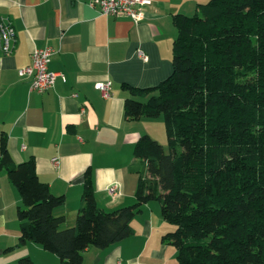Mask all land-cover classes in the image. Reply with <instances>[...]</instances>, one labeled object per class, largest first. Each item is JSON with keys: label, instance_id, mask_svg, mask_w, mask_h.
<instances>
[{"label": "trees", "instance_id": "1", "mask_svg": "<svg viewBox=\"0 0 264 264\" xmlns=\"http://www.w3.org/2000/svg\"><path fill=\"white\" fill-rule=\"evenodd\" d=\"M173 21L171 74L153 87L127 86L125 116L163 117L170 147L149 134L136 142L134 204L101 208L89 168L76 223L67 226L55 213L65 197L39 178L34 158L15 163L3 136L0 169L22 199L20 244L83 264L88 247L126 239L143 205L159 201L175 226L164 240L177 264H264V0H209Z\"/></svg>", "mask_w": 264, "mask_h": 264}, {"label": "crops", "instance_id": "2", "mask_svg": "<svg viewBox=\"0 0 264 264\" xmlns=\"http://www.w3.org/2000/svg\"><path fill=\"white\" fill-rule=\"evenodd\" d=\"M92 1L0 0V19L11 21L16 32L12 54H4L0 44V149L5 136L15 163L35 159L39 178L65 197L55 213L66 216L67 226L76 223L89 168L101 208L136 202L142 159L134 146L144 134L162 142L165 131L160 120L155 132L153 118L125 116L127 86L153 87L171 74L174 16L193 15L209 0H153L139 23L126 15H103ZM46 46L57 50L50 69L60 75L51 89L37 92L19 70L30 64L33 50ZM100 81H111L110 97L95 88ZM55 157L59 166L53 165ZM113 185L116 192L110 193ZM21 204L18 189L0 169V264H19L22 257L61 264L38 243L20 244ZM160 211L159 201L144 204L129 237L106 249L88 247L83 264H177L176 247L164 240L175 226Z\"/></svg>", "mask_w": 264, "mask_h": 264}, {"label": "built area", "instance_id": "3", "mask_svg": "<svg viewBox=\"0 0 264 264\" xmlns=\"http://www.w3.org/2000/svg\"><path fill=\"white\" fill-rule=\"evenodd\" d=\"M153 0H93L91 4L98 6L103 15H126L131 17L135 23H139L145 18V6H150ZM0 44L4 54H12L16 46V32L9 20L0 19ZM57 50L51 46L36 48L31 53V62L19 70L21 76L30 77V89L37 92H45L51 89L60 75L50 69V61ZM139 55L148 60V56L143 50H139ZM95 88L100 90L106 98L111 95V81H100L95 84ZM74 96H77L75 94ZM53 165L59 166L60 159L53 158ZM116 185L108 188L110 193L116 192Z\"/></svg>", "mask_w": 264, "mask_h": 264}, {"label": "rangeland", "instance_id": "4", "mask_svg": "<svg viewBox=\"0 0 264 264\" xmlns=\"http://www.w3.org/2000/svg\"><path fill=\"white\" fill-rule=\"evenodd\" d=\"M152 120H156L155 122H156V126H155V130H153V131H157V132H159V124L160 123H158L157 122V120H160L159 122H162V124H163V128H164V131H165V138H164V140H162V142L161 141H159L163 146H164V149H165V151L167 152V153H169L170 152V147H168L169 146V143H168V137H167V132H166V126H165V121H164V118L163 117H158V118H153ZM162 128V129H163Z\"/></svg>", "mask_w": 264, "mask_h": 264}]
</instances>
